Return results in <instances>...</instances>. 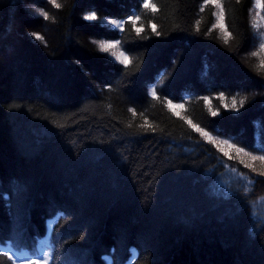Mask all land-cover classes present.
Returning <instances> with one entry per match:
<instances>
[{
    "label": "trees",
    "instance_id": "1",
    "mask_svg": "<svg viewBox=\"0 0 264 264\" xmlns=\"http://www.w3.org/2000/svg\"><path fill=\"white\" fill-rule=\"evenodd\" d=\"M58 2L0 0V264H264V161L187 122L264 155V10L221 0L226 43L205 0Z\"/></svg>",
    "mask_w": 264,
    "mask_h": 264
},
{
    "label": "snow or ice",
    "instance_id": "2",
    "mask_svg": "<svg viewBox=\"0 0 264 264\" xmlns=\"http://www.w3.org/2000/svg\"><path fill=\"white\" fill-rule=\"evenodd\" d=\"M48 2L54 7V8H61L62 5L61 3L58 2V0H48ZM213 4L215 5L216 8L219 9V11L217 13H215L216 15V23L212 26L213 28H220L224 34H225V42L227 43V40L229 37H231V32H229L224 24V6L221 3V0H205V4ZM142 4H143V8L144 9H151V11L153 13L157 12V6L156 4L152 3V0H142ZM256 7L259 9L264 10V0H256ZM203 10V7L202 9ZM36 12L42 16L45 20H53L54 22V17H50L48 11H45L43 8H37ZM141 15L142 14H136L133 16H129L126 20H115V19H111V20H105L102 23L105 24H110L115 26L116 29L123 31L124 30V26L125 24H128L129 22L131 23L132 26L136 25V22L139 21L141 19ZM85 20L88 21H97L99 19V17L97 16L96 12H91L90 14L86 15L84 17ZM261 19H264V17H262ZM151 29L153 32H156L157 35H159L160 33L156 31V24H151ZM137 34H139L141 31H143L142 27H137L136 29ZM198 30V28H197ZM32 36H34V38L36 40H40V41H44V37L42 35H40L39 33H32ZM261 37H264V33H260ZM93 43H96L95 41ZM119 41H116L115 43H108V42H100L98 44L99 50L101 52H105L108 53L110 52L111 55L113 57H115L116 60H118L120 63L122 64H129L130 63V59L127 55H125L124 52H120L119 55H117V53L115 51H112V49H115L118 47L119 45ZM260 49L261 51H264V43L260 44ZM260 53L258 52H254L252 55H259ZM152 95L155 97L156 96V90L153 89L152 90ZM224 94L221 93L220 94V99L223 100ZM205 100L207 101V98H205ZM247 100V97H241L239 99V101H237V98L235 96L232 97V101H231V105L229 106L228 104H225L224 107L225 108H231V110L234 111H240V108H243L245 105V101ZM168 107H170L173 111H175V109L177 108H183L184 105L183 104H173L171 100L167 101ZM237 104H239V107L237 106ZM130 111L133 112V114L135 115V111L130 109ZM176 115H179L178 112L175 113ZM211 115L216 116L218 115L217 111H212ZM190 125H192L193 129L200 133L201 136H203L208 142L219 146V144H224L227 145L229 148H235L237 153H241L244 152L246 155H249L251 157V159L253 161L256 160H260V161H264V155H259V156H255L252 155L250 152H245L244 148L241 147H237L235 144L230 143L228 140H222V141H217L209 132L205 131L204 129L200 128L198 125L196 124H192L191 120L187 121ZM221 152H224L223 148H220ZM225 156H228L229 154L227 152H224ZM246 167H252L251 165H246ZM261 176H264V171H261L259 173ZM7 243V242H5ZM3 255L7 258L8 261L11 262V264H16V260L18 259L15 255L10 254L8 251H5L3 253ZM43 259L45 261V264H48V261H50L52 259V257L50 256V254L48 253H44ZM30 264H36L35 261H31Z\"/></svg>",
    "mask_w": 264,
    "mask_h": 264
}]
</instances>
